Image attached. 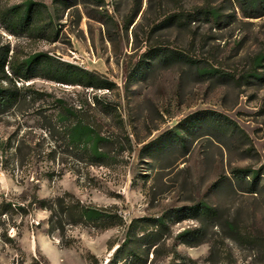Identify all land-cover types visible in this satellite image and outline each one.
Instances as JSON below:
<instances>
[{
    "label": "rangeland",
    "instance_id": "rangeland-1",
    "mask_svg": "<svg viewBox=\"0 0 264 264\" xmlns=\"http://www.w3.org/2000/svg\"><path fill=\"white\" fill-rule=\"evenodd\" d=\"M30 1L47 8L54 36L29 39L0 26V53H45L113 87L23 83L30 90L0 113V200L22 206L33 194L44 201L68 193L115 207L126 225L162 218L170 238L155 264H264V0ZM59 100L82 107L110 140L101 146L107 164L69 144L74 119L58 118ZM234 168L259 170L256 193L244 192ZM201 202L218 210V224L188 246L175 237L201 227L191 216ZM3 217L0 235L14 241L0 239V264H106L124 237L122 228L53 231L39 208Z\"/></svg>",
    "mask_w": 264,
    "mask_h": 264
},
{
    "label": "trees",
    "instance_id": "trees-1",
    "mask_svg": "<svg viewBox=\"0 0 264 264\" xmlns=\"http://www.w3.org/2000/svg\"><path fill=\"white\" fill-rule=\"evenodd\" d=\"M259 2H263V0H259ZM210 14L213 19L218 18L217 13L211 12ZM173 21L174 19L171 18L168 24H173ZM0 26L13 35L25 34L29 39L51 40L54 36L47 8L30 0L11 7L0 6ZM8 53V49L0 53V113L17 104L21 91L30 90L31 87H24L23 83L38 77L58 84L79 86L95 91H110L113 87V83L107 79L76 65L55 61L45 53H34L23 58L17 53H12L10 56ZM261 60L262 58L258 59V62ZM254 78L261 79L258 74L254 75ZM17 83L22 84L17 86ZM3 84H9V86ZM57 102L56 114L58 118L67 120L72 117L74 119L67 131L69 144L80 146V152L85 160L97 162L92 164H107L104 162L108 157L104 151H101V146L109 144L110 140L101 136L100 132L94 128L83 114L85 111L82 107L79 109L67 108L62 101ZM92 104L100 108L102 112L108 110L111 112L110 107L96 96L92 98ZM228 124L236 127L233 121H229ZM227 127L229 126L227 125ZM213 129L219 130L217 126H214ZM230 173L235 180L247 185L244 192L251 194L257 192L256 180L259 170L234 168ZM37 208L49 213L50 229L53 231L62 232L66 226L91 227L100 231L122 228L123 240L113 250L106 264H155L166 255L165 242L170 238V231L162 218L135 219L126 225L115 207L84 205L68 193L44 201H40L33 194L27 205L22 206L2 198L0 200V226L6 225L3 216L11 220L14 215H26L28 210ZM191 210L192 219L199 222L201 227L185 230L175 237L188 246L196 245L202 240L203 226H216L219 219L218 210L206 203L195 204ZM164 235L166 237L163 240ZM1 238H5L9 242L14 241L7 237L5 231L0 235ZM70 242L68 240L67 245ZM112 247L113 245H110L109 250ZM150 253L153 255L151 260L149 259ZM33 262L41 264L36 260Z\"/></svg>",
    "mask_w": 264,
    "mask_h": 264
}]
</instances>
